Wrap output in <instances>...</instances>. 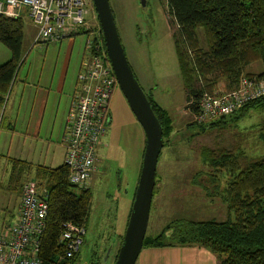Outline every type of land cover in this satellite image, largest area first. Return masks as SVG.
<instances>
[{
	"label": "rangeland",
	"instance_id": "1",
	"mask_svg": "<svg viewBox=\"0 0 264 264\" xmlns=\"http://www.w3.org/2000/svg\"><path fill=\"white\" fill-rule=\"evenodd\" d=\"M144 3L109 0L126 60L138 84L168 111L172 120L173 132L157 162V184L146 229L145 237L155 238L174 220L223 221L229 216L217 195L225 188L227 179L221 175L223 172L216 173L207 166L204 159L226 150H242L249 158L260 156L264 146L259 125L264 122V114L250 111L229 127L202 130L194 115L185 109L186 89L173 42L177 29L166 0ZM24 20L22 59L0 107V226L8 225L2 220L9 218V213H16V199L18 194L21 196V188H6L12 172L8 158L48 167L63 164L62 132L80 63L86 55L85 44L92 39L90 33H101L99 22L93 19L91 30L82 31L72 44L70 39L60 44H34V28L27 17ZM198 35L200 47H205L202 32ZM68 51L65 87L58 93L57 84ZM10 56V51L0 43V62ZM49 80L52 91L47 95L40 96L29 86L46 85ZM226 91L220 82L211 94ZM42 97L46 104L40 134L25 138L34 104ZM109 114L112 123L105 126L106 134L101 139L98 171L88 185L91 206L84 242L71 264H114L137 187L145 137L118 86L110 99ZM217 174V179L209 176ZM29 179L19 180L20 185ZM215 183V193L209 194L204 187L211 189Z\"/></svg>",
	"mask_w": 264,
	"mask_h": 264
},
{
	"label": "trees",
	"instance_id": "2",
	"mask_svg": "<svg viewBox=\"0 0 264 264\" xmlns=\"http://www.w3.org/2000/svg\"><path fill=\"white\" fill-rule=\"evenodd\" d=\"M166 3L177 29L173 42L186 89L185 109L191 114H197L199 99L204 93L222 97L239 89L243 79H264V0H166ZM23 29L21 19L0 15V43L11 53L9 61L0 63V107L22 59ZM199 31L205 47L199 45ZM100 39L106 52L102 33ZM257 61L262 64L263 72L246 73V68ZM220 82L227 91L211 94ZM145 95L162 128L165 148L173 132L171 117L151 94ZM250 111L264 114V95L248 100L233 113L199 126L202 130L229 127ZM259 128L264 146V122ZM204 161L216 173L223 172L221 175L227 179L225 188L217 195L226 205L229 216L223 221L174 220L157 237H145L143 248L200 247L214 254L217 264H264V149L256 158H249L242 150H226ZM11 163L10 186L21 188L19 180L30 178L49 192L48 226L38 258L42 264H71L84 242L91 206L90 189L71 185L64 163L56 168L18 160ZM209 176L217 179L219 174ZM211 186V189L204 187L209 194L215 193L217 185ZM68 223L83 229L84 233L79 250L65 259L60 233Z\"/></svg>",
	"mask_w": 264,
	"mask_h": 264
},
{
	"label": "built area",
	"instance_id": "3",
	"mask_svg": "<svg viewBox=\"0 0 264 264\" xmlns=\"http://www.w3.org/2000/svg\"><path fill=\"white\" fill-rule=\"evenodd\" d=\"M0 15L12 19L26 15L36 28L35 43L73 39L82 31L91 30L93 19L98 21L92 0H0ZM90 35L61 140L68 181L82 190L88 189L98 171L101 139L106 134L105 126L110 124L109 103L118 86L102 48L100 31ZM263 95L264 79H243L239 89L222 97L202 94L194 118L198 123L213 122ZM48 200L47 188L38 181L23 183L18 216L0 226V264H42L38 254L48 225ZM83 233V229L70 223L63 225L60 243L64 245L65 259L79 250Z\"/></svg>",
	"mask_w": 264,
	"mask_h": 264
},
{
	"label": "water",
	"instance_id": "4",
	"mask_svg": "<svg viewBox=\"0 0 264 264\" xmlns=\"http://www.w3.org/2000/svg\"><path fill=\"white\" fill-rule=\"evenodd\" d=\"M92 2L118 87L145 137L138 183L122 243L114 262V264H135L146 236L156 167L163 148L162 128L126 60L109 0H92ZM140 3L145 4L144 0H140Z\"/></svg>",
	"mask_w": 264,
	"mask_h": 264
},
{
	"label": "crops",
	"instance_id": "5",
	"mask_svg": "<svg viewBox=\"0 0 264 264\" xmlns=\"http://www.w3.org/2000/svg\"><path fill=\"white\" fill-rule=\"evenodd\" d=\"M24 17H27V16L23 15L21 20L23 21V25L25 26ZM28 21H29L28 22L29 25L31 27H33L34 31H35L34 37H33V43L38 44V43L34 42L35 37H36V28L33 26V24L30 22L29 19H28ZM75 38L70 39V40H72L71 44L74 42ZM23 39H24V35H23ZM64 40H66V39H64ZM64 40H61L58 42H52V43H39V44H46V45L57 44V43L60 44ZM22 53H23V46H22ZM10 58H11V56H10ZM7 61H9V60H7ZM7 61H5V62H7ZM69 61H70V51H68V54L66 56L64 68L62 70V73L60 75V79H59L58 84H57V92L58 93H62L64 91L63 89L65 87V75H66V71H67V68L69 65ZM5 62H0V63H5ZM262 72H263V67L259 61L250 64L246 68V73H249V74L258 75ZM13 82H14V80H13ZM11 86H12V84H11ZM11 86H10V88H11ZM29 86L32 87L34 92H37L40 96L44 95V93H45V95H47L52 91L51 80H49L46 85L29 84ZM75 87H76V81H75ZM75 87H74V91H75ZM45 104H46V98L45 97L40 98L38 100V102L36 104H34V108L32 111V117L30 118L25 138H27L29 136H33L34 138H36L39 136L40 128H41V124H42V117H43V113L45 110ZM66 118H67V116H66ZM1 125H2V119L0 118V127H1ZM7 127L9 129L11 128L10 126H7ZM63 131H64V127H63ZM62 137H63V135H62ZM61 140H62V138H61ZM61 145H62V143H61ZM64 155H65V148L63 146V163H64ZM13 160L26 161V160H21V159L8 158L7 162L9 163L11 170H12L11 161H13ZM26 162H28V161H26ZM32 164L33 165H40V164H34V163H32ZM50 168H56V167H50ZM11 174H12V172H11ZM10 177H11V175H10ZM9 186H10V180L8 181L6 188L9 189ZM19 193H21V191H19ZM20 202H21V196H20V194H18V198L16 199V213L15 214L9 213L8 214L9 218H7V216L4 217L2 222L11 223L13 220L16 219V217L19 214V210H20ZM135 264H217V260H216V257L214 256V254H212L210 251H208L204 248H200V247L142 248Z\"/></svg>",
	"mask_w": 264,
	"mask_h": 264
},
{
	"label": "flooded vegetation",
	"instance_id": "6",
	"mask_svg": "<svg viewBox=\"0 0 264 264\" xmlns=\"http://www.w3.org/2000/svg\"><path fill=\"white\" fill-rule=\"evenodd\" d=\"M109 117H110V119H109V120H110V123H112V118H111V115H110Z\"/></svg>",
	"mask_w": 264,
	"mask_h": 264
}]
</instances>
